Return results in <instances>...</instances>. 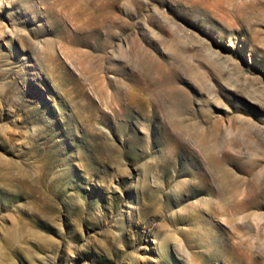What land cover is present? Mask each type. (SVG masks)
<instances>
[{"label": "rangeland", "instance_id": "1", "mask_svg": "<svg viewBox=\"0 0 264 264\" xmlns=\"http://www.w3.org/2000/svg\"><path fill=\"white\" fill-rule=\"evenodd\" d=\"M263 103L264 0H0V264H264Z\"/></svg>", "mask_w": 264, "mask_h": 264}, {"label": "bare ground", "instance_id": "2", "mask_svg": "<svg viewBox=\"0 0 264 264\" xmlns=\"http://www.w3.org/2000/svg\"><path fill=\"white\" fill-rule=\"evenodd\" d=\"M191 32V31H190ZM202 42V41H201ZM35 43V42H34ZM208 43V42H207ZM253 76V75H252ZM251 98V97H250ZM252 99V98H251ZM254 99V98H253ZM264 104V103H263ZM264 107V105H262ZM225 193V192H224Z\"/></svg>", "mask_w": 264, "mask_h": 264}]
</instances>
